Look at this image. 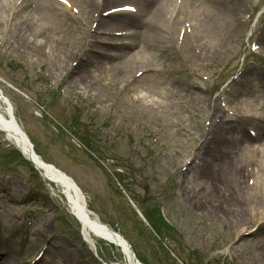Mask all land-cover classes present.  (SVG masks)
Returning <instances> with one entry per match:
<instances>
[{"label":"rangeland","instance_id":"374dc122","mask_svg":"<svg viewBox=\"0 0 264 264\" xmlns=\"http://www.w3.org/2000/svg\"><path fill=\"white\" fill-rule=\"evenodd\" d=\"M104 2L0 0L1 94L149 264H264V0ZM126 3L137 13L104 15ZM12 150L0 135V264H102L60 188Z\"/></svg>","mask_w":264,"mask_h":264},{"label":"bare ground","instance_id":"6f19581e","mask_svg":"<svg viewBox=\"0 0 264 264\" xmlns=\"http://www.w3.org/2000/svg\"><path fill=\"white\" fill-rule=\"evenodd\" d=\"M110 2L112 0H105L104 3ZM127 5V4H125ZM123 5L115 6L121 7ZM163 11L166 12V10H159L156 19L161 18L163 16ZM118 15H129L128 13L118 14ZM120 20V18H119ZM130 30V28H127ZM126 30V28H124ZM151 46L155 45V41ZM124 46L119 47L116 45L114 50L118 51H124V49H127L128 45L123 48ZM4 97H0V129L4 130L8 133V138L10 143L13 144L17 149L21 151L23 156L25 158L31 159L34 161L36 167L44 173V176L47 177L44 178L49 183L55 184L57 187L60 188L61 193L64 195L68 205L72 209L73 215L79 220L82 226V233L84 234V238L90 242L89 235L87 232L92 235L94 234L96 237H100L101 239H104L110 243L115 244L122 254L125 256V258L129 259L131 261V254L125 245L122 238L119 236V234H116L115 231L108 228L106 225L100 223L95 218L91 217L87 214V211L83 208L82 200L80 193H78L77 188L73 185V183L69 180L67 175H65L63 172H61L59 169H54L52 166L40 163L39 159L37 157H31V148L28 145V142L24 137L21 138L20 131L18 130V127L15 126L14 122L11 119V113L8 106H6L5 102L3 101ZM13 114V113H12ZM14 116V114H13ZM21 125V124H20ZM255 147V146H254ZM253 147V148H254ZM258 147V146H257ZM33 156V154H32ZM137 263V262H136ZM134 264V261H133Z\"/></svg>","mask_w":264,"mask_h":264},{"label":"snow or ice","instance_id":"6c2138e0","mask_svg":"<svg viewBox=\"0 0 264 264\" xmlns=\"http://www.w3.org/2000/svg\"><path fill=\"white\" fill-rule=\"evenodd\" d=\"M65 3H67V0H64Z\"/></svg>","mask_w":264,"mask_h":264}]
</instances>
